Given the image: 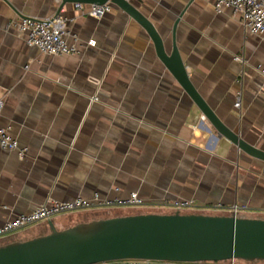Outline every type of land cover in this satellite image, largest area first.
Returning a JSON list of instances; mask_svg holds the SVG:
<instances>
[{
    "label": "crops",
    "instance_id": "obj_1",
    "mask_svg": "<svg viewBox=\"0 0 264 264\" xmlns=\"http://www.w3.org/2000/svg\"><path fill=\"white\" fill-rule=\"evenodd\" d=\"M129 1L170 41L169 52L175 34L191 81L221 121L264 149V38L212 0ZM75 4L0 0V128L25 150L20 157L0 146V226L49 200L95 193H137L144 213H172L177 202L192 201L195 212L229 214L238 205L245 216L264 218V162L215 129L145 27L114 5L95 17ZM57 13L78 38L79 54H45L13 26ZM93 220L52 219L60 230ZM44 223L36 234L30 227L11 238L48 234Z\"/></svg>",
    "mask_w": 264,
    "mask_h": 264
},
{
    "label": "water",
    "instance_id": "obj_2",
    "mask_svg": "<svg viewBox=\"0 0 264 264\" xmlns=\"http://www.w3.org/2000/svg\"><path fill=\"white\" fill-rule=\"evenodd\" d=\"M66 3H112L145 27L159 58L176 76L215 129L252 158L264 162V149L247 142L224 124L189 77L176 44L128 0H61ZM50 233L0 245V264H97L123 259L179 263L239 259L264 261V218L204 212L139 213L82 222Z\"/></svg>",
    "mask_w": 264,
    "mask_h": 264
},
{
    "label": "built area",
    "instance_id": "obj_3",
    "mask_svg": "<svg viewBox=\"0 0 264 264\" xmlns=\"http://www.w3.org/2000/svg\"><path fill=\"white\" fill-rule=\"evenodd\" d=\"M212 2L218 12L224 8L232 9L241 18L245 28L249 32L261 35L264 38V0H212ZM75 6L79 10L95 17H101L113 8V4L110 2L105 4H89L90 8L88 11L83 9L82 3H76ZM67 23V18L57 13L45 18L23 17L15 21L13 26L20 34L24 35L28 45L39 48L45 54L77 55L80 52L77 44L78 38L68 29ZM71 37L73 38V42H69V38ZM258 70L264 75V67L259 66ZM235 105L240 107V96ZM3 106L4 101L0 100V113ZM0 146L4 149L18 152L20 157H24L25 155V150L20 147L18 140L13 137L9 128H0ZM144 204V200L137 193H132L126 199L102 198L99 193H95L91 198L77 197L68 201L49 200L30 213L19 214L6 221L0 226V238L40 223L49 222L56 216L73 211L102 207L143 206ZM176 207L180 211L183 208H194L192 201H179L176 203ZM242 210L238 205H234L230 209L229 214L239 216ZM229 262L235 264L236 259H232ZM206 263L209 262L201 264ZM97 264H175V262L123 259L104 261Z\"/></svg>",
    "mask_w": 264,
    "mask_h": 264
},
{
    "label": "rangeland",
    "instance_id": "obj_4",
    "mask_svg": "<svg viewBox=\"0 0 264 264\" xmlns=\"http://www.w3.org/2000/svg\"><path fill=\"white\" fill-rule=\"evenodd\" d=\"M146 210H148V209H147V207H144V206H125V207L116 206V207L89 208V209H83V210H78V211L66 213V214H63L62 216H58V217L53 218V220L65 219L68 216H72V217H74V219L80 218V219H83L85 221L92 220V219H106V218H112V217H117V216L133 215V214H138V213H142V212L144 213V212H146ZM192 210H193V212H195L194 210H198V209L183 208L181 212H183V213L187 212L188 213V212H191ZM245 212L244 211H243V213L241 212L239 214V216H245L244 215V214H246ZM46 227H47V223H40V224L34 225L33 227L30 228V230H27V231H32L33 233L36 234V233L42 231V229L46 228ZM11 237H18V234L14 233V234L8 235L7 237L5 236L3 238V240L0 241V245L5 244V243H9L12 241H16V240H24L21 238L13 239ZM229 261L230 260L221 261V262H229ZM236 261H239V259H236Z\"/></svg>",
    "mask_w": 264,
    "mask_h": 264
}]
</instances>
